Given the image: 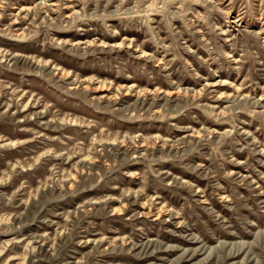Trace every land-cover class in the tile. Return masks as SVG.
<instances>
[{"label": "rangeland", "instance_id": "374dc122", "mask_svg": "<svg viewBox=\"0 0 264 264\" xmlns=\"http://www.w3.org/2000/svg\"><path fill=\"white\" fill-rule=\"evenodd\" d=\"M0 264H264V0H0Z\"/></svg>", "mask_w": 264, "mask_h": 264}]
</instances>
